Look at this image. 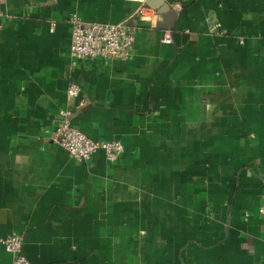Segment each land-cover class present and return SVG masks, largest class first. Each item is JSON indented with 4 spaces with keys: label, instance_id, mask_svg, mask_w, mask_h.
<instances>
[{
    "label": "crops",
    "instance_id": "0c3cea01",
    "mask_svg": "<svg viewBox=\"0 0 264 264\" xmlns=\"http://www.w3.org/2000/svg\"><path fill=\"white\" fill-rule=\"evenodd\" d=\"M0 12V238L22 235L32 264H264V0ZM73 16L134 26L131 59L76 61ZM68 107L87 137L123 144L118 162H78L53 140Z\"/></svg>",
    "mask_w": 264,
    "mask_h": 264
},
{
    "label": "built area",
    "instance_id": "2783aa9c",
    "mask_svg": "<svg viewBox=\"0 0 264 264\" xmlns=\"http://www.w3.org/2000/svg\"><path fill=\"white\" fill-rule=\"evenodd\" d=\"M2 13L0 12V30ZM56 23L52 24V30ZM71 55L76 60L101 58L110 61L129 60L132 57L136 38V28L129 24H101L88 22L78 16L70 19ZM164 43L171 44L167 35ZM67 99L70 105L84 107L87 99L82 87L76 82L69 85ZM73 109L68 107L58 113L60 121L53 134V140L78 162H88L97 153H102L106 161L114 164L124 153V146L118 140L94 141L73 124ZM264 214V207L260 209ZM23 236L11 234L0 238V246L13 256L12 264H32L23 253Z\"/></svg>",
    "mask_w": 264,
    "mask_h": 264
}]
</instances>
